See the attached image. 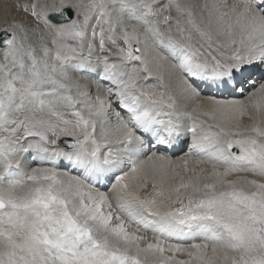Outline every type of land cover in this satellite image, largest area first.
I'll return each mask as SVG.
<instances>
[{
  "label": "snow or ice",
  "instance_id": "6c2138e0",
  "mask_svg": "<svg viewBox=\"0 0 264 264\" xmlns=\"http://www.w3.org/2000/svg\"><path fill=\"white\" fill-rule=\"evenodd\" d=\"M0 264H264V0L5 4Z\"/></svg>",
  "mask_w": 264,
  "mask_h": 264
},
{
  "label": "rangeland",
  "instance_id": "374dc122",
  "mask_svg": "<svg viewBox=\"0 0 264 264\" xmlns=\"http://www.w3.org/2000/svg\"><path fill=\"white\" fill-rule=\"evenodd\" d=\"M14 2V0H4V1H2V0H0V11H2L3 10V6L6 4V5H8L9 7H11V5H12V3ZM4 3V4H3Z\"/></svg>",
  "mask_w": 264,
  "mask_h": 264
},
{
  "label": "bare ground",
  "instance_id": "6f19581e",
  "mask_svg": "<svg viewBox=\"0 0 264 264\" xmlns=\"http://www.w3.org/2000/svg\"><path fill=\"white\" fill-rule=\"evenodd\" d=\"M2 1H4V0H2ZM4 4V3H3ZM1 5V4H0ZM180 154H182V153H178V155H180Z\"/></svg>",
  "mask_w": 264,
  "mask_h": 264
}]
</instances>
